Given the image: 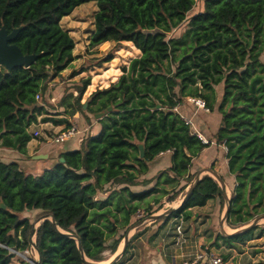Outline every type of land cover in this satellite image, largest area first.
Segmentation results:
<instances>
[{
    "label": "trees",
    "instance_id": "16d2710c",
    "mask_svg": "<svg viewBox=\"0 0 264 264\" xmlns=\"http://www.w3.org/2000/svg\"><path fill=\"white\" fill-rule=\"evenodd\" d=\"M197 1L203 2V11L187 19ZM89 2L97 8L90 46L129 42L140 55L121 68L117 82L91 93L85 110L79 98L89 81L78 90L76 106L65 97L59 101L70 117L76 112L105 113L97 121V134L83 135L78 148L63 151L36 175L25 173L17 162L0 160V264H17L10 250L29 251L31 239L39 264L101 263L102 254H114L130 229L137 203L157 192L153 187L133 193L129 187L138 184L155 157L168 151L171 165L158 180L171 189L182 180L179 190L193 189L178 208L158 220L182 215L190 221L194 209L215 199L222 209L225 198L218 182L207 174L194 182L196 173L189 172L192 160L212 140L225 149L227 169L236 182L227 202L226 225L248 226L264 215V0H0V27L8 33L22 27L11 43L23 54L37 56L29 68L7 73L0 67V148L24 154L32 139L29 129L38 123L69 127L68 119L50 116L35 96L42 97L49 80L73 61L74 42L61 28V19ZM186 19L183 34L169 37ZM187 98L201 100L207 111L220 115L207 143L175 111ZM108 108L112 110L106 113ZM108 185H118L119 193L96 201ZM175 189L163 188L160 194L171 202L178 197ZM111 195L117 201L110 205ZM149 204L146 211L152 209ZM24 212L31 217L19 221L17 215ZM117 212L123 233L107 246L118 231L111 221H118ZM254 228L221 238L241 241ZM136 236L111 264L120 262Z\"/></svg>",
    "mask_w": 264,
    "mask_h": 264
},
{
    "label": "rangeland",
    "instance_id": "374dc122",
    "mask_svg": "<svg viewBox=\"0 0 264 264\" xmlns=\"http://www.w3.org/2000/svg\"><path fill=\"white\" fill-rule=\"evenodd\" d=\"M97 11L96 4L94 2H89L85 4H81L79 7H77L69 16L64 17L60 21L61 28L66 31L69 36L73 39L74 42V49L72 51L73 60L72 63L63 70L60 74H58L53 79H50L47 85V91L45 92L42 97H40L37 102L38 104H41L44 106V109L49 113L50 116H52L55 119H68L69 121V127L72 124L77 125L80 129H85L84 138L88 137L89 135H92L94 133V124L96 122V119L93 115L87 114L81 112H76L72 117L68 116L69 114H66L63 112V108L60 107L59 101H61L62 97H65L66 101L71 103V105L76 106L75 99L79 96V91L83 88V83L85 81H89V85L83 90L82 95L79 98V103L83 105V110L86 109L87 103H88V97L91 92L94 90H101L109 87L111 83H113L118 75H121V68L123 66H128L129 62L138 57L139 51H137L133 45L129 42H121V43H104L97 47H91L89 44V36L93 31V19L95 12ZM203 11V2L197 1L192 10L188 13L187 19H189L191 16L200 13ZM179 26L177 29L172 31L169 34V37H176L179 38L183 32L186 29V23L187 20ZM138 53V54H137ZM260 61L264 63V52L260 57ZM217 96L220 98L221 95V86L217 87ZM187 98L184 100V102L176 107V110L182 108V106H185L187 110L193 109L192 115H188L187 111H180V115L187 116L189 118L193 119L194 128L201 133L204 140L206 142L210 141L209 137L214 134L216 127L220 121V115L214 111L209 112L204 109H198L192 102H190ZM53 124L50 122L48 124H35L33 125L32 129H29L30 133L38 131L40 132V136L38 138H35L33 141L32 147L39 148L41 145L44 146V144H48L52 136H54V132L52 130ZM62 127H60L61 129ZM63 128L65 126L63 125ZM68 128V127H66ZM52 132V135L50 137V134ZM51 143V142H50ZM212 147L215 153L216 158V166L222 167L223 166V155H222V149L221 146L217 145L214 140L211 141L210 146ZM35 151V150H34ZM11 159V158H9ZM7 160V158L5 159ZM47 165V164H45ZM49 166V165H48ZM205 170H209L208 168ZM25 173H29L28 171ZM205 174L211 176L214 180L216 178L211 174L206 172ZM146 182V180H137V183L142 185ZM219 183V182H218ZM137 185V184H136ZM135 185V186H136ZM106 190L104 192H99L95 200L100 201L106 199L105 197H108L109 194L112 193H119V186L118 185H108L105 187ZM164 189L168 191H172V189H175V192L178 191L179 186L171 189V185H166V188ZM182 188L178 192V197L176 198V202H180L183 198L184 194L188 191H184ZM161 190L157 194H153L149 198H147L144 201L137 203V211L134 215H131L129 224L131 231L128 233V239L136 233V237L131 239L127 251L123 258L118 262V264H139L140 261L143 259L144 255V248L147 244V240L154 241V231L160 229L161 227L165 226L168 221L165 217H163L161 220L163 223L160 224L158 228H151L152 226H149L148 220L149 217L153 215H160L163 212H159L156 210H152L156 207H164V203L160 204L158 206L157 202L159 203L160 200H162L161 196ZM168 197V196H166ZM165 197V198H166ZM125 199V196L121 194V201ZM110 205L111 203H114L117 201L116 195L110 196ZM155 201V203H153ZM146 202H149V207H151V211H146ZM153 203V204H152ZM135 203H127L126 206L134 205ZM170 204V203H169ZM173 205V204H170ZM167 207V206H165ZM169 208V207H168ZM156 211V212H155ZM117 220H111L113 222V229L118 230L113 236L110 237L106 241L107 246L111 245L112 238L119 237L123 230L120 228L121 223V213L117 212ZM159 217L154 220L159 222L161 220H158ZM148 220V221H147ZM261 221V220H260ZM151 223V222H149ZM170 229L167 232L165 230L166 235L161 236L160 238H157L155 243L160 244L161 238H169L171 235L172 239V225H170ZM189 224L187 221L183 224V231L188 228ZM106 234H109L108 230H105ZM147 232L148 238H147ZM160 240V242H159ZM166 243V242H165ZM169 243V242H168ZM166 243L164 246L169 247V245L172 246V244ZM171 243V242H170ZM123 247V239L120 242V244L117 247V250L114 254H111L108 250L105 251L102 254L103 261L100 264H109L114 258L115 255L120 253ZM173 247V246H172ZM10 250V253L13 254L12 263L20 264L21 262H25V259H30L32 261L37 260V254L35 250L30 247L29 251L20 252L18 251L17 254L14 253L16 251ZM21 254L23 256H21ZM171 251H168L167 249H161L158 253H156L153 256V260L155 264H170L171 263ZM119 260V259H118ZM244 261V260H243ZM177 264H180V260H176Z\"/></svg>",
    "mask_w": 264,
    "mask_h": 264
},
{
    "label": "crops",
    "instance_id": "0c3cea01",
    "mask_svg": "<svg viewBox=\"0 0 264 264\" xmlns=\"http://www.w3.org/2000/svg\"><path fill=\"white\" fill-rule=\"evenodd\" d=\"M119 77L120 75L117 76L116 80L113 83L117 82ZM178 110L187 111V114L190 116L192 115L193 112V109L187 110L185 106H182V108ZM98 120L99 119H97L94 124V133L92 135L97 134L100 129V126L97 123ZM48 123L50 122H46L44 124H48ZM32 127L33 126H31L30 129H32ZM60 127L62 128L60 129ZM62 129H64L63 125L53 124L52 126V130L54 133ZM32 133L33 132H31V134ZM49 134L52 135V132ZM33 141L34 138H32L31 141L27 143L26 151L24 154H19L18 152L13 150L0 148V160L4 162H12V161L17 162L25 172L28 171L30 174L36 175L42 169L46 167H50L53 164V162L57 160L58 155L60 153H62L65 150H69L71 148H78L80 145V143L77 144L75 141L69 140L61 145H51L49 144V142H47L48 144H44V146L41 145L39 148L34 149L32 147ZM221 149H222L223 162H224L222 167L216 166V158H215L216 156L214 151H212L213 150L212 147L206 148L204 151H202V153L198 157L192 160V165L190 167L189 172L190 174L196 173L194 179L199 180L201 176L206 175L205 173L207 172V170L205 169L207 168L219 176V178L223 182L225 203L223 208L221 209L218 199L210 200L206 203L205 206L193 210V216L191 220L187 221L189 226L184 230L186 237L188 238L189 241V249L193 251L197 248H201V249L206 248L215 254L221 255L225 260L232 261L234 264H264V219L254 224L253 226H255V228L252 231H250V233L246 237H244V239H242L241 241H232V240L228 241L221 238L222 236L233 235L237 231H242L249 226V225L248 226L245 225L235 229H231L225 223L226 206L228 204L227 202L230 199L231 193L233 192L236 186V182L234 176L228 172L227 164H226L227 162L225 160V149L223 148V146H221ZM6 158L7 160H5ZM170 165H171V152L168 151L166 153H162L159 156L155 157L148 164L147 173L138 178V180L144 179L146 180V182L142 185L137 184L136 186L129 187L130 191L133 193H139L155 187L157 189V192L155 194L159 193L160 190L162 191L163 187L166 188L167 184L163 183L162 178L158 180V176L162 171L169 168ZM177 181L174 182L173 184L176 186L178 185L179 188L184 186L185 184L184 181L182 180H177ZM188 188L189 186H185L184 190L181 193L186 191ZM185 195L186 193L184 194V196ZM165 197L166 196H162V200H160L159 204L164 203V205L167 207L165 206L162 207V209L159 211L160 213L164 212L166 209L173 210L178 208V206L180 205L183 199L182 198L180 202L179 201L176 202V200L167 202V199ZM169 203L173 205H170ZM149 222L148 224L150 225H148L147 228H149V226H152L151 228H158L160 224L163 223L162 220L159 222L157 221L154 222V220ZM170 225H172V223L171 221H168V223H166L165 226L154 231L153 234L155 239L154 241H152L151 239L147 240V244L143 249L144 250L143 259L140 261L139 264H155L153 260V256L156 253H158L161 249H167L168 251H171L172 257H170L171 258L170 264H177L176 260L178 258L175 259L174 248L171 245H169V247L164 246L168 242H169L168 244H171L170 237L167 239L166 237L161 238V242L159 240L160 244L155 243L156 242L155 240L157 238L166 235V233L169 231L171 227ZM165 230L167 231L166 233ZM243 232H245V230L240 233ZM148 234L149 232H147V238H148Z\"/></svg>",
    "mask_w": 264,
    "mask_h": 264
},
{
    "label": "built area",
    "instance_id": "2783aa9c",
    "mask_svg": "<svg viewBox=\"0 0 264 264\" xmlns=\"http://www.w3.org/2000/svg\"><path fill=\"white\" fill-rule=\"evenodd\" d=\"M40 98V94L35 96V100L37 101ZM192 102L198 109H204V103L199 99H188ZM175 111L179 114L178 110ZM180 120L183 121L185 125H187L192 133L203 143H207L201 133H199L193 124V119L187 116H182L179 114ZM85 133V129H80L77 125L72 124L68 128H64L51 137L49 144L51 145H61L64 142L69 140L75 141L77 144L81 142L82 136ZM32 138H38L40 136V132L35 131L32 134ZM51 142V143H50ZM172 223V239L171 244L174 248L175 259L178 258L180 260V264H234L230 260H225L221 255L215 254L206 248H197L193 251L189 249V241L186 237L185 232L183 231V224L185 223L182 215H179L176 219L171 220ZM171 237V235H170Z\"/></svg>",
    "mask_w": 264,
    "mask_h": 264
},
{
    "label": "water",
    "instance_id": "95a60500",
    "mask_svg": "<svg viewBox=\"0 0 264 264\" xmlns=\"http://www.w3.org/2000/svg\"><path fill=\"white\" fill-rule=\"evenodd\" d=\"M21 30H22V27H18V28H14L10 33H8L3 26L0 27V67L3 70H5L7 73H9V72H11V71H13L15 69H18V68H29L35 62V59L37 57L35 54H30V55L29 54H23L21 52V50L16 45L11 43V42H13L16 39L17 35L19 34V32ZM111 110H112V108H108L106 110V113H109ZM104 115H105V113H99V114L94 115V118L96 120L97 119H101ZM138 149H139V152H140V158H142L143 157V147L139 146ZM59 162H63V159L60 158ZM207 172L211 173L216 178V180L219 182V185H220V187H221V189H222V191L224 193L223 182L219 178V176L216 175L211 170H207ZM196 181H197V179L194 180V182H196ZM192 189H193V186L189 189V191L183 197L182 201H184L189 196V194L191 193ZM0 208L4 209V205L1 204V203H0ZM227 209L228 208L226 206V210ZM171 210L172 209H166L160 215H153V216L149 217L148 220H156L159 216L166 215ZM17 217H18L19 221H23L24 219H29L31 217V214L29 212H24V213L18 214ZM224 217H225V215H224ZM263 219H264V215L254 219L252 221V223L246 229H248L249 227L253 226L254 224L258 223L260 220H263ZM51 221L53 222V220H51ZM131 229H133V228H130L126 232V234H125V236L123 238L122 250L120 251V253L115 255V258L109 264H111L113 262H116L119 259V257L122 255L123 250H124V248L126 246V243L128 241V233L131 231ZM246 229H244V230H246ZM244 230H242V231H244ZM242 231H237L236 233H240ZM31 234L34 235V229L32 230ZM31 243H32L31 247L35 250V252L37 254L33 239H31ZM77 247H78V250L80 251V253L82 254V250H81V247H80L79 243H77ZM8 250H10V249H8ZM14 253L17 254V252H14ZM25 262L29 263V264H39L38 256H37V260L36 261H32L30 259H25ZM86 262L88 264H100V263L90 262V261H86Z\"/></svg>",
    "mask_w": 264,
    "mask_h": 264
},
{
    "label": "bare ground",
    "instance_id": "6f19581e",
    "mask_svg": "<svg viewBox=\"0 0 264 264\" xmlns=\"http://www.w3.org/2000/svg\"><path fill=\"white\" fill-rule=\"evenodd\" d=\"M24 255V254H23ZM22 254H21V256H23Z\"/></svg>",
    "mask_w": 264,
    "mask_h": 264
}]
</instances>
